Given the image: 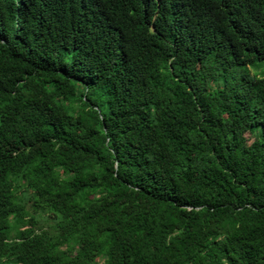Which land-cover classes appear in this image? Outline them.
Returning a JSON list of instances; mask_svg holds the SVG:
<instances>
[{
	"label": "trees",
	"instance_id": "obj_1",
	"mask_svg": "<svg viewBox=\"0 0 264 264\" xmlns=\"http://www.w3.org/2000/svg\"><path fill=\"white\" fill-rule=\"evenodd\" d=\"M0 264H264V0H0Z\"/></svg>",
	"mask_w": 264,
	"mask_h": 264
},
{
	"label": "rangeland",
	"instance_id": "obj_2",
	"mask_svg": "<svg viewBox=\"0 0 264 264\" xmlns=\"http://www.w3.org/2000/svg\"><path fill=\"white\" fill-rule=\"evenodd\" d=\"M18 194L20 196H24L26 194V196L31 197L32 191H28L25 187H21ZM26 201L27 209L38 219V223L46 229L53 230L54 220L51 215L39 211L36 212L33 209L32 200L28 198Z\"/></svg>",
	"mask_w": 264,
	"mask_h": 264
}]
</instances>
